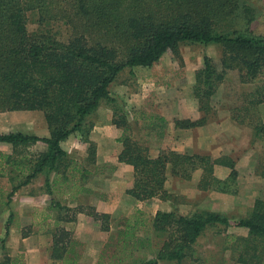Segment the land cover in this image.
<instances>
[{
	"label": "trees",
	"instance_id": "16d2710c",
	"mask_svg": "<svg viewBox=\"0 0 264 264\" xmlns=\"http://www.w3.org/2000/svg\"><path fill=\"white\" fill-rule=\"evenodd\" d=\"M30 11L39 14V27L32 31L28 28ZM52 20H62L70 32L55 28ZM254 20L255 8L248 0H0V112L42 111L50 130L46 137L20 131L0 132V145H11V152L0 150V175L5 170L16 173L8 201L40 173L45 174V184L50 186L52 173L68 177L70 171L81 170L83 164L63 146L71 135L88 143V159H95L97 147L90 138L94 123L89 117L102 100L123 106L110 86L127 67H152L169 50L179 54L182 43L200 42L219 44L223 53L221 69L205 56L195 87L199 99L214 95L229 70L238 69L244 81L255 80L264 69V35L251 29ZM262 101L264 98L258 103ZM112 123L126 126L124 119L113 117ZM175 123L177 127L190 128L204 125L206 118L178 119ZM253 131L264 143V121L253 125ZM37 141L47 144L45 151L31 156L22 154L24 147ZM118 158L134 167L135 183L127 192L137 200L166 194L170 170L190 177L202 168L201 189L216 181V163L228 165L236 173L231 159L222 161L206 153L175 150H161L152 156L149 149L129 136L123 138ZM89 208V214L109 230L110 215L97 212L93 206ZM11 219L12 213L7 219L5 237H0L3 249ZM137 224L127 225L125 229L129 231H119L122 239L117 244L124 251L111 264H157L156 259L139 260L144 238L151 237L148 232L136 234ZM230 224L228 216L214 211L191 215L176 210L158 212L153 227L166 230L174 226L178 232L177 238L163 245L165 249L173 244L174 250L168 254L159 251L158 258H177L183 264L185 250L206 228ZM235 224L249 230V240L255 243L251 258L264 254V202L257 200L251 216ZM67 235L62 230L55 239V259L65 258L70 246V242H65ZM259 245L261 249L257 248ZM63 264L71 263L66 258Z\"/></svg>",
	"mask_w": 264,
	"mask_h": 264
},
{
	"label": "rangeland",
	"instance_id": "374dc122",
	"mask_svg": "<svg viewBox=\"0 0 264 264\" xmlns=\"http://www.w3.org/2000/svg\"><path fill=\"white\" fill-rule=\"evenodd\" d=\"M248 1L255 8V20L251 29L255 33L264 35V0ZM27 16L30 31L39 27L37 12L30 11ZM51 22L55 28L70 32L69 27L62 20ZM179 49V54L171 50L167 51L152 67L137 66L133 69L127 67L121 71L111 84L110 91L119 97L123 106L119 108L107 100H102L99 108L90 115L89 121L94 123L93 129L97 123L105 121L115 126L119 130L115 128V132L119 133L117 143L121 145V149L123 138L129 136L131 140L149 149L152 156H156L161 150H175L189 154L206 153L211 155L212 159L220 158L222 161L231 159L235 162L236 173L233 174L232 168L228 165L216 163L213 172L216 181L207 189H201L199 182L203 176L202 168H197L190 177L182 173V176L177 175L170 170L165 186L166 194L137 200L127 192L134 202L142 204V207L137 205L136 207L139 208L136 213L131 214L132 216L122 215L125 217L118 219L120 222L116 220L119 222L118 226L120 224L122 226L114 225L110 231L99 264H111L121 256L124 250L117 244L118 240L122 239L119 231H129V228L125 229L126 226H133L135 223H138L135 227L136 234L142 236L148 232L151 237L150 240L144 238L145 247L142 246L138 251L139 260L156 259L157 264H179L177 258H158L159 251L168 254L174 250L173 244L165 249L163 245L177 238L178 232L175 227L169 226L166 230L153 227L158 212L173 210L183 215L214 211L228 216L231 221L229 226L212 225L206 228L192 246L185 250L183 264H264L262 252L259 253V257L251 258L255 243L249 240L248 228L235 224L237 220L251 216L257 200L264 202V143L253 131V125L264 121V101L258 103V100L264 98V69L252 81H244L238 69L229 70L224 80L216 86L214 95L199 99L195 90L198 84L197 74L204 67L205 56L211 57L221 69L222 46L186 42L182 43ZM191 110H200L201 116L204 115L206 118V123L199 126L197 131L180 130L175 126V121L187 118L185 114L191 113ZM113 117L124 119L126 126L118 127L112 123ZM111 124L110 127H113ZM11 131L41 137L50 136L44 112L39 110L1 111L0 132ZM91 140L93 141L92 138ZM86 144V160L92 163L93 160L88 159V143ZM46 148L45 142L37 141L24 147L22 154L31 156L45 151ZM0 150L11 152V145L1 144ZM20 155L16 154L17 157ZM96 159L97 152L94 160ZM3 172L4 175H0L1 238L5 237L6 223L11 213L12 222L10 234L5 241L6 248L3 249L0 244V264L5 260H8L9 264H38V262L63 264V261L55 262L53 246L55 239L59 238L65 228L51 225L44 229L45 232L40 234L38 232L40 206L37 204L42 203L45 197L38 198L35 195L34 198H29L28 201L33 202L34 207H28L26 197H17L16 194L9 202V193L15 184L13 181L16 173H10L8 170ZM39 175L40 181L36 179ZM39 175L34 178L36 180L32 186L33 191L45 187L48 193L53 183L50 184L51 187L47 186L45 174ZM58 175L64 176L62 173ZM53 176H56V173H52L51 177ZM94 180L97 181L95 177H91V184L95 183ZM47 196L48 203L51 200H53L51 203L59 202V195ZM93 199L94 196L89 195L80 198V202L92 206L90 204ZM115 202L119 208V215L123 214L125 211L117 200ZM79 204L78 206H81ZM78 206H72L74 208L70 207V210H67L68 205H61V208L58 206L59 213L55 217L61 222L69 220L75 216L74 211ZM87 210L89 213L92 208ZM103 221L106 222L104 219ZM29 236L32 237L25 240ZM69 236L68 233L65 240L71 243L73 238ZM71 245L74 250L80 247L79 243ZM261 247V245L257 246L258 249ZM127 249L129 247L125 250ZM95 253L96 251L92 250V254ZM65 255L68 256L67 253Z\"/></svg>",
	"mask_w": 264,
	"mask_h": 264
},
{
	"label": "crops",
	"instance_id": "0c3cea01",
	"mask_svg": "<svg viewBox=\"0 0 264 264\" xmlns=\"http://www.w3.org/2000/svg\"><path fill=\"white\" fill-rule=\"evenodd\" d=\"M185 117L187 118L183 119L195 121L201 119L204 115L201 116L200 110H191V113L185 114ZM110 124L109 121L97 123L93 129L91 138L97 144V159L93 160L92 163L86 160L87 144L71 136L63 143V146L73 155L72 157L75 160L83 164L81 170L70 171L68 177L58 174L51 177L50 184L53 183V186H50L51 189L48 193H46L45 187H39L37 191H33V183L36 179L40 181V175L15 192L17 197H26L28 207H34L35 205L33 202L28 201L29 198H34L35 195L38 198L39 196L41 198L45 197L42 203L37 204L40 206L38 210L40 230L38 232L39 234L40 232H45L44 229L49 228L51 225L60 228L64 227L66 232L69 233V237L73 238L68 247V256L65 255L64 258H67L71 264H99L101 254L109 239V233L114 228V225L118 226L119 220L125 217L122 215L132 216L131 214L136 213L138 208L142 207V204L134 202L132 197L127 193L134 186V167L119 161L118 153L121 149V145L117 143L119 133L115 132L116 127L112 124L111 126L114 128L110 127ZM177 128L184 131L191 129L197 131L200 127ZM116 130L118 129L116 128ZM74 172L77 175L73 176L72 173ZM78 172H82L84 175ZM91 177H95L97 181L94 180L95 183L91 184ZM56 194L60 196L58 198L59 202L51 203L53 201L51 200L48 203L46 195ZM89 195L94 196L90 205L95 207L97 212L111 216L107 223L109 230L103 229L102 222L91 217L87 210L88 205L85 202H80V198L82 199V197ZM115 200L118 201V204L125 211L123 214L119 215V208ZM78 204L81 206H78ZM61 205H68L69 208L65 207L64 210H70V207L78 206V209L74 211L75 216L69 220L58 221L59 219L57 220L55 216L59 213L58 206L60 207ZM137 205L139 207H136ZM116 220L119 222H116ZM121 226L122 224L118 227ZM31 237L29 236L25 240ZM78 243L80 244L79 249L74 250L71 244ZM92 250H95L96 253L92 254ZM64 259L57 258L55 262H64ZM38 264H41V262H38Z\"/></svg>",
	"mask_w": 264,
	"mask_h": 264
}]
</instances>
